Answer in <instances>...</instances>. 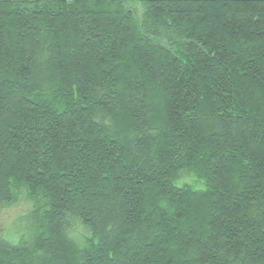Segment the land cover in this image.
Instances as JSON below:
<instances>
[{"label":"trees","instance_id":"trees-1","mask_svg":"<svg viewBox=\"0 0 264 264\" xmlns=\"http://www.w3.org/2000/svg\"><path fill=\"white\" fill-rule=\"evenodd\" d=\"M142 1L0 0V264H264V0Z\"/></svg>","mask_w":264,"mask_h":264},{"label":"rangeland","instance_id":"rangeland-1","mask_svg":"<svg viewBox=\"0 0 264 264\" xmlns=\"http://www.w3.org/2000/svg\"><path fill=\"white\" fill-rule=\"evenodd\" d=\"M132 8L137 22L143 17L144 5L142 0H126ZM185 179L191 181V178ZM33 206V199L24 186L15 192L13 199L0 206V236L15 242L25 237L29 232L28 213ZM72 234L78 239H84L88 234L87 230L80 224L75 223L72 227Z\"/></svg>","mask_w":264,"mask_h":264}]
</instances>
